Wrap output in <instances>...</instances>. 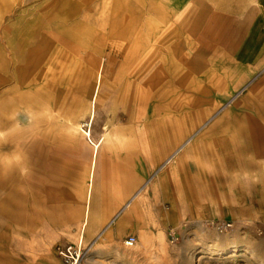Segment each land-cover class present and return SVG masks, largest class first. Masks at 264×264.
Returning a JSON list of instances; mask_svg holds the SVG:
<instances>
[{
    "label": "rangeland",
    "instance_id": "rangeland-1",
    "mask_svg": "<svg viewBox=\"0 0 264 264\" xmlns=\"http://www.w3.org/2000/svg\"><path fill=\"white\" fill-rule=\"evenodd\" d=\"M252 7L0 0V264H62L56 245L80 234L83 264H264V182L245 174L264 152V61L244 42ZM80 128L98 142L89 220L113 227L96 240L82 227L93 145ZM222 133L235 156H204L200 143L216 149ZM126 188L160 215L131 247L118 222Z\"/></svg>",
    "mask_w": 264,
    "mask_h": 264
},
{
    "label": "crops",
    "instance_id": "crops-1",
    "mask_svg": "<svg viewBox=\"0 0 264 264\" xmlns=\"http://www.w3.org/2000/svg\"><path fill=\"white\" fill-rule=\"evenodd\" d=\"M252 15L249 18L247 27H246V35L244 36V42L248 45H252L251 50L250 48L248 49L250 51L251 54V60L254 61L255 63H257L259 66L260 63H262L264 61V28L262 29V25H264V0H252ZM250 47V46H248ZM260 118V117H258ZM258 118H255V123L256 125L258 124H262V122L257 121ZM253 124V123H252ZM81 132H82V136L85 137V139L92 143L93 145V150H92V155H91V159H90V163H89V182L88 185L85 189V208H84V216L82 219V227L87 223V221H89V228H88V238L91 240L92 238H95L97 235H100L102 232L104 233V237H108L113 230V227H111V229H109V223L108 221H102L99 224H93L91 220L92 216H93V220H94V211H89V204H90V199H91V187H92V180L90 182V179L92 178L93 175V171H94V167H95V156H96V148L98 146V142H93L91 137H90V131L89 130H84L82 128ZM261 129H264L261 127ZM233 138L238 139L239 142V136H238V132H236V129L233 132ZM215 139V138H214ZM225 139V133L222 134H218V138L216 139L217 143V148H211L212 147V143H215V141L211 142H207L206 141H202L200 143V149L203 151L204 156L205 154H207L206 152H208L210 154L211 153H218V157L219 155L221 156L222 154H225V158L228 159L231 156H235V150L232 149L231 151L229 149H223V151L219 148V143L222 142V140ZM234 140V139H233ZM186 142V141H185ZM237 143H234L233 145L236 146ZM264 143H262L260 146H263ZM184 146V143L180 144V146H178L173 152H171L170 154L171 157L173 158L177 152L181 149V147ZM253 144L249 143V150L252 151ZM190 147L185 148L184 150H182V152H180V154L178 155L179 157H181L182 153H184L183 155L186 156V154L188 153ZM259 151H264V146L263 148H258ZM257 150L254 151V155L253 153H251L250 157H251V162L255 163L256 166H261V170H251L249 169L248 171H246L245 174L248 175V177L253 180V178L255 179L254 181H260V182H264V152L263 153H257ZM222 152V153H221ZM169 154V155H170ZM167 155L165 157V159L169 156ZM182 156V158L184 157ZM170 158V160L172 159ZM164 159V160H165ZM164 160L162 162V164H166L164 163ZM169 160V161H170ZM168 161V162H169ZM230 161V160H229ZM171 169H168V171H164L162 172V176L167 174V173H171L170 172ZM209 170V169H208ZM207 170V173H208ZM239 172L241 173V171L239 170ZM174 175L175 177L177 176V173L174 171ZM215 176L219 175V173H215L213 174ZM235 175V173L233 174ZM125 182V180H124ZM154 185V183L152 182L151 186ZM172 189V187H171ZM170 189V192H171ZM129 190V188H126V190H124L123 192H125L124 197L130 198L127 202H126V206L123 209L122 213L120 214V219L118 222L124 223L125 228H126V232L128 234H134L136 237L139 236H144V239H146V237L149 239L147 241L151 240V233L152 227H154V225L156 224H160V220H159V214H154L153 212L151 213H146L145 210L142 208V203L144 200V195H140V191H132ZM172 193V192H171ZM133 194V195H131ZM132 207V208H131ZM162 207H164V205H162ZM171 207L172 210L176 208V205L174 204V202L171 203ZM159 209L161 210V206L159 207ZM97 218V217H96ZM95 218V219H96ZM116 222V223H118ZM115 223V222H114ZM109 226V227H108ZM82 230V229H81ZM148 231V235L146 234V232ZM101 232V233H100Z\"/></svg>",
    "mask_w": 264,
    "mask_h": 264
},
{
    "label": "built area",
    "instance_id": "built-area-1",
    "mask_svg": "<svg viewBox=\"0 0 264 264\" xmlns=\"http://www.w3.org/2000/svg\"><path fill=\"white\" fill-rule=\"evenodd\" d=\"M230 223L219 222L216 224L218 229L228 227ZM135 243V236L128 234L123 239V244L131 247ZM86 247L82 243V235L80 234L76 242H69L56 245V253L61 259L62 264H83V257Z\"/></svg>",
    "mask_w": 264,
    "mask_h": 264
},
{
    "label": "bare ground",
    "instance_id": "bare-ground-1",
    "mask_svg": "<svg viewBox=\"0 0 264 264\" xmlns=\"http://www.w3.org/2000/svg\"><path fill=\"white\" fill-rule=\"evenodd\" d=\"M239 125H242V124H239ZM182 148V147H181ZM184 153H182V155H181V157H180V159L182 158V156H184L183 155ZM171 155L172 154H170L165 160H164V163H166V162H168L169 160H170V158H172L171 157ZM132 208V207H131ZM101 233V232H100ZM146 234L148 235V231L146 232ZM100 235H97L94 239L96 240L98 237H99ZM147 238V237H146ZM148 239V238H147ZM149 240V239H148ZM92 246V245H91ZM133 246V245H132Z\"/></svg>",
    "mask_w": 264,
    "mask_h": 264
}]
</instances>
